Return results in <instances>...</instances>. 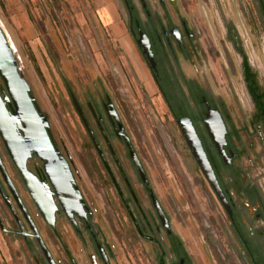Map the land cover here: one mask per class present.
Returning <instances> with one entry per match:
<instances>
[{"label":"rangeland","instance_id":"374dc122","mask_svg":"<svg viewBox=\"0 0 264 264\" xmlns=\"http://www.w3.org/2000/svg\"><path fill=\"white\" fill-rule=\"evenodd\" d=\"M147 1L151 10L162 12L160 0ZM163 1L173 20L178 21L177 14H181L194 34L200 59L194 57L195 62L187 64V76L221 96L234 117L246 115L250 103L240 59L225 34V24H232L248 60L249 54L255 57L256 53L264 59V37L247 16V0H235L234 10L217 5V0ZM205 3L214 13L215 36H208L207 21L200 18ZM124 17L121 0H0V27L36 104L47 117L50 135L76 171V181L94 211V224L114 248L117 262L113 263L156 264L155 250L136 237L68 90L86 113L88 101H99L104 91L111 96L151 187L193 263L240 264L223 228L221 210L157 96ZM114 142L121 160V145ZM111 166L121 184L112 162ZM139 202L148 212V201L141 193ZM18 241L0 232V264H30L27 256H21ZM76 258L84 264L79 255Z\"/></svg>","mask_w":264,"mask_h":264},{"label":"flooded vegetation","instance_id":"af4514ba","mask_svg":"<svg viewBox=\"0 0 264 264\" xmlns=\"http://www.w3.org/2000/svg\"><path fill=\"white\" fill-rule=\"evenodd\" d=\"M121 1L125 12V28L146 63L157 96L175 130L184 140L176 120L187 117L201 142L221 197L198 170L221 210L223 228L234 245L240 264H264V59L256 53L255 57L249 54L248 60L232 24H225V34L240 59V75L250 103L246 115L234 117L221 96L185 72L187 64L195 62V58L200 59L187 20L176 13L178 21H174L171 13L165 10L163 0L159 1L160 8H163L161 13L151 10L147 0H138V3L134 0ZM217 1V5L220 3L231 10L235 9V0ZM211 3L213 5V1ZM204 6L201 7L200 16L207 21L204 29L208 36H215L217 25L213 10L208 3ZM245 10L252 26L259 29L264 37V0H247ZM139 32L148 40L153 67L136 43ZM262 50L264 52V46ZM68 95L136 237L155 250V263L194 264L151 187L146 169L125 131L122 117L111 96L104 91L99 101H88L86 113L70 90ZM73 98L95 138L104 162L72 102ZM209 108L217 111L224 126V142L220 150L211 141L203 122ZM50 137L57 153L69 165L80 199L69 197L62 202L63 205L42 169L43 161L34 154L25 161V169L31 175L28 185L25 184L0 138V165L4 172L3 175L0 170V209L4 215L0 214V232L10 237L12 242L19 240L23 249L20 255L27 256L30 264H80L76 255L84 264H114V261L117 262L114 248L93 222L94 211L76 181L70 159ZM114 140L121 145V160ZM126 140L133 149L141 172L129 155ZM111 162L121 177V184ZM140 193L148 201V212L140 205ZM152 197L165 217L164 224L157 214ZM54 249L59 251L58 256Z\"/></svg>","mask_w":264,"mask_h":264},{"label":"water","instance_id":"95a60500","mask_svg":"<svg viewBox=\"0 0 264 264\" xmlns=\"http://www.w3.org/2000/svg\"><path fill=\"white\" fill-rule=\"evenodd\" d=\"M136 43L140 46L142 54L146 57L151 67H153L149 43L143 33L139 32ZM0 80L2 82V86H0V138L24 183L28 185L29 177H31L25 169V161L31 154H34L43 161L42 169L55 189L56 196L60 199L61 203L64 202L65 198L68 199L69 197L72 199L73 197L74 199H80L79 191L73 184L69 165L54 148L49 134L47 118L36 104L29 84L20 74L18 57L13 52L1 27ZM72 102L96 151L104 162L95 138L74 98ZM203 122L211 141L220 150L221 144L224 142V126L219 114L216 110L209 108ZM176 123L179 125L185 143L190 150L191 156L195 159L196 165L207 179L213 191L221 197L213 171L191 121L187 117H181L176 120ZM126 143L129 148L130 157L138 167L139 172H141L140 164L135 158L133 149L127 140ZM0 170L4 175L1 165ZM152 200L157 214L164 224L165 217L156 199L152 197Z\"/></svg>","mask_w":264,"mask_h":264},{"label":"bare ground","instance_id":"6f19581e","mask_svg":"<svg viewBox=\"0 0 264 264\" xmlns=\"http://www.w3.org/2000/svg\"><path fill=\"white\" fill-rule=\"evenodd\" d=\"M3 30V29H2ZM4 32V31H3ZM6 35V34H5ZM7 37V36H6ZM7 40H8V38H7ZM8 42H9V40H8ZM10 44V43H9ZM10 46H11V44H10ZM12 47V46H11ZM21 74V73H20ZM22 75V74H21ZM66 197V196H65ZM64 200H66V198L64 199Z\"/></svg>","mask_w":264,"mask_h":264}]
</instances>
